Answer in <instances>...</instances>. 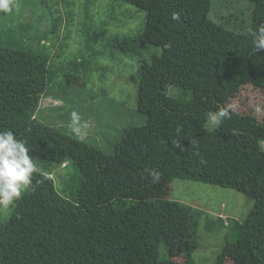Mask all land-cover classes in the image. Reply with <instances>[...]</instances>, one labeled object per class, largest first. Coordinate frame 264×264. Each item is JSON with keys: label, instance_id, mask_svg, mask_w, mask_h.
I'll use <instances>...</instances> for the list:
<instances>
[{"label": "trees", "instance_id": "trees-1", "mask_svg": "<svg viewBox=\"0 0 264 264\" xmlns=\"http://www.w3.org/2000/svg\"><path fill=\"white\" fill-rule=\"evenodd\" d=\"M123 1L146 12L145 24L111 32L108 43L137 59L139 71L131 77L137 85V110L164 130L134 129L115 144L111 156L35 118L54 81L60 91H67L88 73L75 71L85 58L52 68L51 61L62 53H55L51 40L61 18H51V28L41 25L39 15L36 21L13 19L4 39L5 12L0 11V131L11 130L26 141L33 160L58 165L72 160L80 182L69 197L57 189L52 172L32 180L10 214L0 216V264H194L197 218L202 212L193 206L169 197L112 195L98 201L104 193L94 186L93 202L78 201L97 166L113 160L155 170L170 182L200 181L254 199L258 212L252 209L245 220L227 224L233 234L227 232L215 264L226 263L233 244L242 245L251 264H264V150L258 143L263 134L251 129L252 138L245 140L238 133L240 121L231 115L209 126L210 115L223 110L241 88L264 89V50L255 49L251 36L264 23V0H248L255 8L246 32L233 30L239 25L238 15L239 21L233 23L230 18H212L213 0ZM84 17L91 18L89 11ZM85 35L89 40L87 30ZM170 86L180 88L174 96ZM168 129L181 136L183 151L175 147L178 140L165 133ZM192 138L198 146L191 144ZM201 158L206 163L201 164ZM180 257L184 262L178 261Z\"/></svg>", "mask_w": 264, "mask_h": 264}, {"label": "rangeland", "instance_id": "rangeland-1", "mask_svg": "<svg viewBox=\"0 0 264 264\" xmlns=\"http://www.w3.org/2000/svg\"><path fill=\"white\" fill-rule=\"evenodd\" d=\"M22 2L23 0H13L12 11L7 13L1 11L4 13L2 27L5 29L2 38L8 37L6 29L12 27L13 19L36 21L41 16V25L51 28L53 26L51 18H61L57 22V29L51 33V40L55 43V53L62 51L61 55L55 56L51 61L52 68L77 58L87 59L80 70L75 69L84 73L88 70L87 75L75 79L67 91L63 90L65 93L57 88L54 81V89L40 102L36 119L72 137L83 136V140L98 147L107 156H111L115 144L125 139L128 132L134 129L135 132L146 130L151 133L155 128L156 131L164 130L160 123L152 119L147 121L144 114L137 110V85L131 80V77L137 75L139 71L137 59L134 60L117 52L108 43L107 38L110 37L111 32L124 33L130 27L139 29L145 24V11L123 0H45L44 2L24 0L25 4ZM254 8V3L248 0H213L211 16L217 20L230 18L232 23L240 19L239 25L233 30L246 32ZM88 11L91 18L85 21L84 13ZM248 18L250 21L246 25ZM84 21L88 22L86 26L83 24ZM85 30L89 40L86 39ZM104 31H108V34H103ZM177 88L180 89L177 86L169 87L170 96L178 93ZM223 110H227L228 116H234L240 121L238 133L245 140L252 138L251 133L254 131L262 133L263 138L258 143L264 150L263 88L253 85L241 88ZM73 113H76L78 118L73 119ZM217 113L210 115L209 126L217 125L213 120ZM77 129H80V132L76 131ZM165 133L177 140L182 139L170 129ZM33 162L36 167L32 179L34 182L38 174L52 172L56 187L62 194L71 197L79 187L80 182L77 183L78 177L75 176L78 172L72 160L62 165L46 159H37ZM130 167L116 160L98 165L96 173L87 178L86 185L82 186L81 191L79 190L78 201L84 205L93 202L94 189L90 190V187L94 186L104 193L100 194L98 201L109 200L112 195H125L128 198L169 197L193 206L202 212L197 218L199 244L193 253L194 264H215L218 255L222 252L227 232L232 233V229L227 224L233 225L235 220H245L252 209L253 212H258V208H254L253 205L255 200L238 190L179 178L170 182L164 179L162 174L159 182L153 183L149 171ZM167 169L164 167L163 172ZM74 176L73 181H69ZM65 180L67 181L64 182ZM13 207L10 206L8 210L0 208V216L10 214ZM220 217L223 219L220 220ZM254 221L255 218L251 222L255 223ZM226 259L225 264H251L241 244H233L227 252ZM184 260V257L178 258L180 262Z\"/></svg>", "mask_w": 264, "mask_h": 264}, {"label": "clouds", "instance_id": "clouds-1", "mask_svg": "<svg viewBox=\"0 0 264 264\" xmlns=\"http://www.w3.org/2000/svg\"><path fill=\"white\" fill-rule=\"evenodd\" d=\"M13 7V0H0V11L7 13L12 11ZM173 19L178 20L179 15L174 13ZM251 36L255 49L264 50V23L253 30ZM227 115V110L218 111L213 118L214 123L218 125ZM76 118L78 115L73 113V119ZM76 131L80 132V129ZM176 131L179 133L181 129L177 128ZM80 139H83V136H80ZM191 144L198 146L196 138L191 139ZM175 147L184 150L179 140L175 142ZM200 163L204 164L206 161L201 158ZM35 172L36 167L29 155L26 141L17 139L11 130L0 131V208L8 210L22 198V194L31 186ZM148 174L153 183L159 182L160 173L150 170Z\"/></svg>", "mask_w": 264, "mask_h": 264}]
</instances>
